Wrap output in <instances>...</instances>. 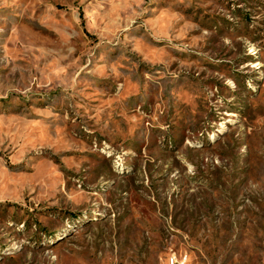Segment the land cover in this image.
<instances>
[{
  "label": "rangeland",
  "instance_id": "obj_1",
  "mask_svg": "<svg viewBox=\"0 0 264 264\" xmlns=\"http://www.w3.org/2000/svg\"><path fill=\"white\" fill-rule=\"evenodd\" d=\"M264 264V0H0V264Z\"/></svg>",
  "mask_w": 264,
  "mask_h": 264
},
{
  "label": "built area",
  "instance_id": "obj_2",
  "mask_svg": "<svg viewBox=\"0 0 264 264\" xmlns=\"http://www.w3.org/2000/svg\"><path fill=\"white\" fill-rule=\"evenodd\" d=\"M170 253H173L174 264H186V260L183 256L178 255L175 251H171Z\"/></svg>",
  "mask_w": 264,
  "mask_h": 264
},
{
  "label": "bare ground",
  "instance_id": "obj_3",
  "mask_svg": "<svg viewBox=\"0 0 264 264\" xmlns=\"http://www.w3.org/2000/svg\"><path fill=\"white\" fill-rule=\"evenodd\" d=\"M170 264H174L173 254L171 255V261H170Z\"/></svg>",
  "mask_w": 264,
  "mask_h": 264
}]
</instances>
